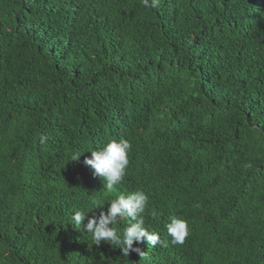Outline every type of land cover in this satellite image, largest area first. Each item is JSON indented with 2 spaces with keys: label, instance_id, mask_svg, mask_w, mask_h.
I'll use <instances>...</instances> for the list:
<instances>
[{
  "label": "trees",
  "instance_id": "trees-1",
  "mask_svg": "<svg viewBox=\"0 0 264 264\" xmlns=\"http://www.w3.org/2000/svg\"><path fill=\"white\" fill-rule=\"evenodd\" d=\"M120 138L109 193L84 160ZM136 190L159 242L95 245ZM0 264H264V0H0Z\"/></svg>",
  "mask_w": 264,
  "mask_h": 264
},
{
  "label": "clouds",
  "instance_id": "clouds-1",
  "mask_svg": "<svg viewBox=\"0 0 264 264\" xmlns=\"http://www.w3.org/2000/svg\"><path fill=\"white\" fill-rule=\"evenodd\" d=\"M144 6L148 8L158 7L160 0H143ZM43 142V138H42ZM131 144L127 139H111L97 150L91 151V157L85 158V166L93 170V175L101 177L104 189L113 193L115 186L119 185L126 175L129 165V152ZM80 154L72 156V162L79 160ZM148 203V196L142 190H136L129 194H120L108 204L107 212L101 211L99 216L88 218L83 226L86 233H91L95 245L102 241L114 243L129 255L130 251L140 256L144 252L140 248H134V243H150L155 246L159 242V234L150 232L145 227L143 214ZM88 215L82 210H77L71 219L75 225H82ZM128 218L131 223L126 226L122 233H118L113 227L118 219ZM111 225V227H110ZM167 233L171 237L173 245H182L190 234L187 220L172 217L167 224Z\"/></svg>",
  "mask_w": 264,
  "mask_h": 264
}]
</instances>
